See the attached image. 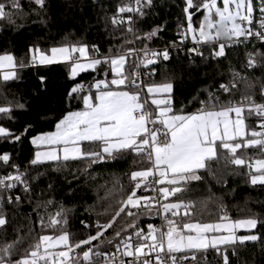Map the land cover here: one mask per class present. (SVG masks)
Returning <instances> with one entry per match:
<instances>
[{
	"label": "snow or ice",
	"instance_id": "6c2138e0",
	"mask_svg": "<svg viewBox=\"0 0 264 264\" xmlns=\"http://www.w3.org/2000/svg\"><path fill=\"white\" fill-rule=\"evenodd\" d=\"M91 2L103 10L101 0ZM153 2L128 0L118 4L111 15L105 14V24L121 31L120 37H114L121 43L110 47L107 54L95 44L67 39L47 49L33 44L21 57L10 51L0 53L3 84L19 80V70L37 65L63 63L73 81L89 70L99 75L103 69L104 73V78L94 77L88 85L75 83L68 90L69 107L56 120L54 130L31 137L33 154L25 170L13 163L10 152H0V166L13 169L0 175V264H200L198 253L204 254L207 264L209 249L216 252L222 264H232L229 252L239 261V249L249 243L264 244V238L254 231L258 225L264 227L258 215L233 219L223 201L213 195L199 201L190 198L193 185L205 179L202 172L217 178L211 165H220L221 161L223 172L239 170L251 185H264V0H184L182 11L187 26L178 34L180 45L189 36L193 41V47L186 49L189 67L195 65L196 57L205 63H219L221 58H228L229 49L241 45L247 48L253 40L259 41V49L254 46L244 52L242 70L229 67L227 83H220L215 90L213 85L197 90L189 101V105L199 103L195 111H188V105L176 107L177 74L166 63L159 82L145 79L157 75L161 63L171 60L172 49L183 50L175 41L162 50L148 46L146 42L162 31L161 26L139 34L137 18L143 19ZM48 5L49 0H27V5L24 0H0V22L23 27L18 20L40 16ZM195 13H202L198 27L193 26ZM39 22L47 23L43 19ZM136 41L144 47H132ZM205 47L210 49L207 56ZM149 66H153L150 71H141ZM258 69L262 75L253 77L251 73ZM40 81L43 84L45 77L41 76ZM257 89L261 102L256 99ZM202 94L206 99H200ZM221 94L229 98L222 101ZM4 99L0 117L8 120L13 119L16 110L26 107L18 100ZM32 127L28 124L17 134L0 124V141L20 143ZM249 150H256L257 155H249ZM125 154L138 157L147 166L128 174L131 187L125 198L106 223L97 221L94 235L74 240V234L64 226L75 209L61 204L55 215H49L47 224L40 217L41 229H59L58 234H39L22 252L25 236L14 230L15 238H9L5 202L17 206L22 203L21 196L11 195L18 186L30 199L32 183L44 175L37 172L29 177L28 168L53 163L57 166L53 171H59L68 162L79 161L85 164L86 173L94 164ZM217 182L226 183V179L221 175ZM52 188L49 183L48 189ZM138 190L152 194L139 195ZM45 204L53 205L54 201ZM212 205L216 207V219L205 222L202 217ZM153 211L163 223L159 227L149 223L145 233L138 226L139 217ZM122 216L128 222L107 236ZM240 230L246 234H238ZM105 245H114L115 251L104 250Z\"/></svg>",
	"mask_w": 264,
	"mask_h": 264
},
{
	"label": "trees",
	"instance_id": "16d2710c",
	"mask_svg": "<svg viewBox=\"0 0 264 264\" xmlns=\"http://www.w3.org/2000/svg\"><path fill=\"white\" fill-rule=\"evenodd\" d=\"M101 2L103 10L100 5H93L91 0H49L46 13H42L40 16L32 15L27 20L17 21V24H23V27L17 28L0 22V53L10 51L17 57H21L33 44L47 49L67 39L72 42L84 41L89 45L95 44L102 53L107 54L110 47L121 43L119 39H114V37H120L121 31H114L110 23L106 25L103 17L105 14L114 13L118 4L128 2V0H101ZM24 3L27 5V0H24ZM183 7L184 0H154L153 7L146 10L147 15L143 19L137 18L135 27L139 34L158 26L162 27V31L152 41L146 42L151 49H163L170 47L173 41L176 42L178 28L186 26ZM201 15L202 13H195L193 22L197 23ZM41 19L47 23L41 24L39 22ZM254 46L259 49V42L252 41L247 48L242 45L229 49L228 58H221L219 63L215 60L205 63L196 57L195 65L192 67H189L186 53L172 49L171 60L161 63L157 69V75L151 78L145 77V79H155L159 82L162 79V69L166 63L167 67L177 74L174 89L176 107L188 105V111H195L200 106L199 103L189 105V101L196 95L197 90L208 85H213V90H215L220 83H227L229 67L241 70L244 52L251 51ZM132 47L143 48L144 44L136 41ZM209 50L205 47V56L208 55ZM152 67L143 69V72L150 71ZM68 72L69 69L63 64L37 65L19 70L21 77L19 80L10 81L7 84L0 82V103L5 102L6 96L8 100L15 99L26 106L24 110H16L12 120L0 117V124L17 134L23 131L28 124L33 125L20 143L9 144L0 141V152H10L13 163L18 164L22 171L28 167V162L33 154L31 137L41 131L54 130L56 120L68 109V90L75 83L88 85L93 82L94 77L104 78L103 69L99 75L91 70L80 73L74 81L69 79ZM251 75L259 77L262 72L258 69ZM41 76L45 77L43 84L40 81ZM228 98L221 94L222 101H226ZM200 99H206V94H202ZM236 99H239V94ZM256 99L261 102L258 89ZM75 106L76 102L73 101L72 107L75 108ZM41 117L48 119H41ZM248 154L256 156L257 151L249 150ZM222 164L223 161L220 162V165ZM220 165L213 163L211 168L217 178L223 175L226 183H218L217 178H213L207 172H202L205 179L193 185L190 198L199 201L213 195L223 201L228 208V215L233 219L255 214L264 220V185L253 186L248 182L247 176L240 174L239 170H229L225 173ZM146 166L141 163L138 157L125 154L94 164L88 168L86 173L83 171L85 164L79 161L68 162L61 166L59 171H53V168L57 167L53 163H47L37 168H28L29 177L35 176L37 172L44 173V175L38 182L32 183L30 199L29 194L20 191L17 193L22 197V203L19 206L5 204V211L10 222L9 238H15L14 230H19V233L25 236V243L20 246L22 252L39 234H58L59 229H41L40 217H43L47 224L49 215H55L61 204L65 208L75 209L68 214V224L64 226L68 232L74 234V240L86 239L89 234L94 235L97 221L106 223L114 213V209L118 207L119 201L125 198L127 190L131 187L128 174ZM11 171H13L12 168L0 166L1 175ZM243 172L246 173L247 169H243ZM49 183H52V189H48ZM144 193L142 190H138L139 195ZM48 200H53L54 204L46 205L45 202ZM37 204L40 205L39 208H37ZM209 213H213V215L210 216ZM215 213L216 207L212 205L208 212L204 213L202 219L205 222L216 219ZM197 218H200L199 213ZM81 221L90 227H85ZM127 222L128 220L124 216L118 218L113 229L108 230L106 235L111 237ZM145 222L144 215L141 214L138 226L144 231ZM254 231L264 238V227L258 225ZM104 250L113 252L115 247L114 245H105ZM239 252V261L246 260L248 264H264V244L249 243L239 249ZM229 254L232 264H239L237 257H231L230 252ZM198 256L200 264H205L204 254L198 253ZM207 264H222V260L214 250H208Z\"/></svg>",
	"mask_w": 264,
	"mask_h": 264
},
{
	"label": "built area",
	"instance_id": "2783aa9c",
	"mask_svg": "<svg viewBox=\"0 0 264 264\" xmlns=\"http://www.w3.org/2000/svg\"><path fill=\"white\" fill-rule=\"evenodd\" d=\"M257 8H258V5H257ZM256 16H257V18L259 17V12H258V10H257V12H256ZM180 31H182V26H180L179 28H178V32H180ZM180 40H181V36L178 34V37H177V39H176V43H177V45L181 48V49H183V50H181V51H179V52H181V53H186V49L187 48H189V47H193V42L190 40V37L184 42V44L183 45H180ZM253 41H256V40H253ZM257 42H259V41H257ZM242 46V45H241ZM154 50H162V49H158V48H153ZM164 49V48H163ZM176 50V49H175ZM242 70V69H241ZM141 71H143V68L141 69ZM223 83H225V82H223ZM219 86V85H218ZM7 174V173H6ZM1 175V174H0ZM2 175H5V174H2ZM22 192L23 190H22V187H20V186H18L16 189H14L13 191H12V193H11V195L13 196V198L16 196V195H18L17 193H19V192ZM152 193H144L143 195H151ZM5 195H7V194H5ZM5 204H6V202H5ZM143 215H144V218H145V220H146V228H145V233H147V225L149 224V223H151V224H153L154 226H156V227H159L162 223H163V221H162V218H161V216L159 215V214H157V212L156 211H153L151 214H145V213H142ZM114 252V251H113Z\"/></svg>",
	"mask_w": 264,
	"mask_h": 264
},
{
	"label": "rangeland",
	"instance_id": "374dc122",
	"mask_svg": "<svg viewBox=\"0 0 264 264\" xmlns=\"http://www.w3.org/2000/svg\"><path fill=\"white\" fill-rule=\"evenodd\" d=\"M220 2L222 3V0H220ZM202 19V15H201V17H200V19H199V21ZM199 21L197 22V23H194L193 22V26L194 27H198L199 26ZM186 26H187V20H186ZM185 26V27H186ZM190 37V36H189ZM190 40L192 41V39H191V37H190ZM193 42V41H192ZM57 64H63V63H57ZM53 65V64H52ZM64 65V64H63ZM39 66H41V65H39ZM45 66H47V65H45ZM49 66V65H48ZM83 73V72H82ZM238 234H246L245 232H244V230H240V232L238 233Z\"/></svg>",
	"mask_w": 264,
	"mask_h": 264
}]
</instances>
